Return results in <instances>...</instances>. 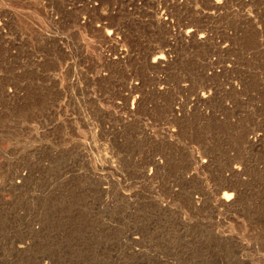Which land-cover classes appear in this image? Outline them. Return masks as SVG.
Here are the masks:
<instances>
[{
	"label": "rangeland",
	"instance_id": "1",
	"mask_svg": "<svg viewBox=\"0 0 264 264\" xmlns=\"http://www.w3.org/2000/svg\"><path fill=\"white\" fill-rule=\"evenodd\" d=\"M93 1L0 0V264H264V0Z\"/></svg>",
	"mask_w": 264,
	"mask_h": 264
},
{
	"label": "bare ground",
	"instance_id": "2",
	"mask_svg": "<svg viewBox=\"0 0 264 264\" xmlns=\"http://www.w3.org/2000/svg\"><path fill=\"white\" fill-rule=\"evenodd\" d=\"M22 1V0H21ZM65 3H69V2H71L72 0H63ZM94 1H100V0H94ZM93 1V2H94ZM28 2V1H27ZM23 3V2H22ZM140 3V2H139ZM15 4V3H14ZM208 4V3H207ZM27 6V5H26ZM40 6V5H39ZM81 6H82V4H81ZM84 6H85V9L87 10V11H92V10H95V8L93 7V5L91 4V3H85L84 4ZM96 6V5H95ZM28 7H29V5H28ZM44 11V10H43ZM212 11V10H211ZM50 12V11H49ZM158 13V12H157ZM229 13V12H228ZM51 14V13H50ZM101 14V13H100ZM88 15V14H87ZM108 15V14H107ZM163 15V14H162ZM87 18L88 17H83L81 20H82V23H87L88 22V20H87ZM160 19V18H159ZM163 19V18H162ZM229 19V18H228ZM168 21V20H167ZM95 22V21H94ZM107 22V21H106ZM81 23V22H80ZM103 23V22H102ZM105 23V22H104ZM157 25V24H156ZM159 25V24H158ZM206 26V25H205ZM102 27V26H101ZM211 27H213V26H211ZM162 28V27H161ZM112 29V28H111ZM163 29V28H162ZM116 31V30H115ZM204 31V30H203ZM117 32V31H116ZM168 32V31H167ZM201 32V31H200ZM214 32V31H213ZM108 35V37H113L114 36V32H111V33H108L107 34ZM116 35V34H115ZM189 35V34H188ZM194 35V34H193ZM107 37V36H106ZM97 38V37H96ZM182 38V37H181ZM196 38V37H195ZM200 39V38H199ZM184 41H186V40H184ZM188 41V40H187ZM209 41V40H208ZM173 42V41H172ZM108 43H109V41H108ZM121 45V44H120ZM215 45V44H214ZM219 46V45H218ZM217 46V47H218ZM170 47V46H169ZM200 47V46H199ZM223 47V46H222ZM224 48H225V46H224ZM213 49V48H212ZM215 49V48H214ZM125 51V50H124ZM214 51V50H213ZM124 53H126V52H124ZM163 54V53H162ZM212 55H215V54H212ZM167 56V55H166ZM126 57V56H125ZM169 57V56H168ZM210 60H212V59H210ZM214 61V60H213ZM217 61V60H216ZM215 61V62H216ZM150 62V61H149ZM164 62V61H163ZM107 63H109L108 61H107ZM123 63V62H122ZM156 63V62H155ZM217 64V63H216ZM149 65V64H148ZM168 65V64H167ZM213 65V64H212ZM160 66H161V64H160ZM230 67V66H229ZM150 68V67H149ZM207 68V67H206ZM232 68V67H231ZM152 69V68H151ZM209 69V68H208ZM226 70V69H225ZM217 72V71H216ZM211 73V72H210ZM219 73V72H218ZM230 73V72H229ZM203 74V73H202ZM214 74V73H213ZM210 75V74H209ZM209 90V89H208ZM159 91V90H158ZM205 91V90H204ZM207 92V91H206ZM210 93V92H209ZM207 95V94H206ZM194 101V100H193ZM125 102V101H124ZM180 103V102H179ZM189 104V103H188ZM187 104V105H188ZM195 104V103H194ZM175 105V104H174ZM134 106V105H133ZM192 106H193V104H192ZM200 109V108H199ZM203 108H201V110H202ZM175 112V111H174ZM201 112V111H200ZM203 112H205V111H203ZM169 113V112H168ZM182 113H184L183 111H182ZM173 114V113H172ZM202 114V113H201ZM185 115V114H184ZM205 115V114H204ZM223 115V114H222ZM175 116V115H174ZM183 116V115H182ZM188 117V116H187ZM204 117H206V116H204ZM169 118V117H168ZM203 118V117H202ZM212 118V117H211ZM172 128V127H171ZM174 134V133H173ZM255 136V135H254ZM151 139V138H150ZM253 140V139H252ZM257 141V140H256ZM104 156V155H103ZM100 158V157H99ZM107 159V158H106ZM201 161V160H200ZM104 162V161H103ZM108 162V161H107ZM204 162V161H203ZM159 163V162H158ZM102 164V163H101ZM104 164H106V162H104L103 163V165ZM160 164V163H159ZM107 165H110V164H107ZM106 165V166H107ZM155 165L156 164H154V167H155ZM158 165V164H157ZM105 166V165H104ZM104 166H103V168H104ZM111 166V165H110ZM109 166V167H110ZM205 166H207V165H205ZM108 167V168H109ZM189 169V168H188ZM234 169V168H233ZM240 171V170H239ZM185 174V173H184ZM20 176V175H19ZM18 176V177H19ZM23 179V178H22ZM229 181V180H228ZM232 189V188H231ZM227 192H230V190H227ZM222 195V194H221ZM209 197V196H208ZM221 197V198H220ZM219 198H220V203H221V205H223V206H228V205H230V204H232L233 203V198L235 197V195L233 194V193H223V195L222 196H220ZM218 198V199H219ZM195 200V199H194ZM192 201V200H191ZM195 202V201H194ZM234 202H236V201H234ZM219 203V202H218ZM234 205V204H233ZM232 205V206H233ZM194 206V205H193ZM231 206V207H232ZM220 207V206H219Z\"/></svg>",
	"mask_w": 264,
	"mask_h": 264
}]
</instances>
